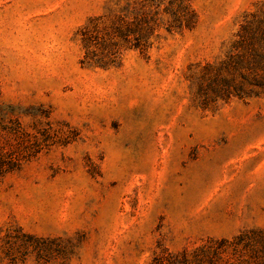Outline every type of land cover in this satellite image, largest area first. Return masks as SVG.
Returning <instances> with one entry per match:
<instances>
[{
    "label": "rangeland",
    "instance_id": "rangeland-1",
    "mask_svg": "<svg viewBox=\"0 0 264 264\" xmlns=\"http://www.w3.org/2000/svg\"><path fill=\"white\" fill-rule=\"evenodd\" d=\"M187 6L0 0V264H264V0Z\"/></svg>",
    "mask_w": 264,
    "mask_h": 264
},
{
    "label": "trees",
    "instance_id": "trees-1",
    "mask_svg": "<svg viewBox=\"0 0 264 264\" xmlns=\"http://www.w3.org/2000/svg\"><path fill=\"white\" fill-rule=\"evenodd\" d=\"M188 0H177V7L178 12H172V22L169 25V28L173 27L174 25L171 24H178L177 28L180 27L182 22L186 21V15L188 13V6H187ZM138 17L135 18L134 26L131 29H128L125 36L129 34H134L137 37V45L136 47H139L143 49L145 46L144 42L147 37H149L152 34V28L148 26L147 21L143 17V13H139L137 15ZM170 30V29H168ZM143 42V43H142ZM251 60L248 63L249 71L254 72V79H252L251 85L257 88H264V77L259 78L257 72H264V52L258 53L256 50H253V54L250 58ZM213 92L216 94L218 98L225 99L228 98L230 95V92L228 89L222 87H215L213 89Z\"/></svg>",
    "mask_w": 264,
    "mask_h": 264
}]
</instances>
